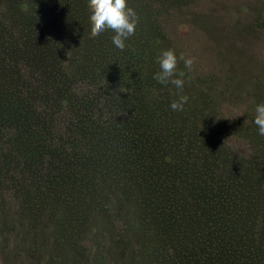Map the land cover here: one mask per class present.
<instances>
[{"label": "trees", "instance_id": "trees-1", "mask_svg": "<svg viewBox=\"0 0 264 264\" xmlns=\"http://www.w3.org/2000/svg\"><path fill=\"white\" fill-rule=\"evenodd\" d=\"M144 1L157 11L153 20L177 55L174 75L183 71L184 83L196 89V97L185 93L188 99L179 111L169 108L176 97L144 73L151 63L143 57L159 54L154 43L161 33L139 12L125 48L112 44L110 29L95 40L87 38L95 57L68 78L57 73L48 55L56 44L46 36L57 34L51 2L37 14L41 22L30 28L4 22L10 26L3 24L0 34L3 189L17 188L12 170L24 166L20 177L29 174L33 180L24 188L25 199L44 205L42 196L51 191L53 209L60 212L51 217L56 251L64 250L66 235L80 234L79 222L89 213L95 211L92 217L111 227L123 213L129 216L126 228L134 229L136 211L140 237L150 238V254L139 264H264L254 224L255 215L264 217V136L252 123L255 105L264 102L259 87L264 86V60L214 59L217 72L198 57L209 49L196 29L197 7L213 4L210 14L224 3L232 7L228 0H192L197 6L189 19L159 13L171 0ZM173 5L179 7L176 1ZM188 20L193 30L184 39L176 27H186ZM224 52L219 45V54ZM182 57L192 58L190 68ZM132 81L137 85L127 90ZM54 254L55 260L63 257ZM81 259L74 252L66 264Z\"/></svg>", "mask_w": 264, "mask_h": 264}, {"label": "rangeland", "instance_id": "rangeland-1", "mask_svg": "<svg viewBox=\"0 0 264 264\" xmlns=\"http://www.w3.org/2000/svg\"><path fill=\"white\" fill-rule=\"evenodd\" d=\"M65 1L66 3H64ZM173 1H176L179 7L174 6ZM228 1L232 7L224 3L223 8L216 7L210 14L208 13L213 6L212 3V5L208 4L209 10L208 5L205 8L206 3L201 9L199 6L196 9L198 19L196 29L199 32V38L202 39L203 43H207L206 47L209 49L207 52H200L198 57L207 61L209 63L207 64L208 68L214 69L213 71H217L213 66L215 60L222 62L223 59L238 58L240 63L244 58L256 59V61L264 60V52H262L264 46V0ZM49 2H51V8L57 12L54 25L57 34L53 38H51V34L46 36L48 43H51L52 39L56 44L54 48L49 47L48 55L52 57L51 63L55 64L57 73L68 78L75 67L81 68L83 63L86 66L95 57V51L86 46L87 38L90 37L95 40L98 35L91 30L89 3L87 1L0 0V34L2 35L4 22L10 23L14 28L21 27V29L30 28L34 23H40L37 14H42L40 12L42 6L48 8ZM127 3L128 6L142 15L150 28L161 33L160 41L157 42L158 40H156L154 43L155 46L158 45L159 47V54L162 50L169 49L167 47L168 38L153 20L152 12L157 11L144 0H127ZM196 6L197 4L193 3L192 0H171L169 5L164 4L158 8V11L165 14H181L182 18L189 19V12L192 15ZM182 26L184 28H181ZM226 26H233L228 34L222 32ZM176 29L180 34L185 35L184 39L190 38V32L193 30L189 20L186 27L179 23ZM68 31H71L72 34H69ZM147 39H145V45L149 43ZM192 40L196 44L199 43L198 40ZM53 41L52 43H54ZM188 43L191 49L192 46L190 42ZM219 45L225 48L224 54H219ZM159 54L148 52L143 57V61L150 60L151 63L149 67H144V73L151 75L150 79L154 81L153 73L160 71L157 62ZM101 57L105 58V54L98 58ZM152 59L155 60V63ZM152 61L157 68L152 67ZM134 65L135 63H132V66ZM176 65L178 64L176 63ZM54 79L58 80L59 77L54 75ZM136 85L135 81H132L125 88L130 90ZM160 87L168 90L175 97L177 95L185 96L186 92L189 93V96L196 97V89L189 83H184L181 89H176L170 83H161ZM259 87L264 89V86ZM191 115L195 120H198L196 114ZM22 170H24V166L18 170H12V179L16 181L12 185L17 187L16 189L8 188L4 191L3 187L6 186V183L3 179L0 180V264H66L70 254H74V252L82 256L83 259H81L80 264H126L127 262L139 264L138 261L143 260L146 255L149 256L150 243L148 242L150 238L140 237L141 223L138 221L136 211H133L135 213L134 229L126 228V221L129 216H124L123 213L121 216H117L114 227H111L107 223L103 224L96 221L92 217L95 211L91 212L89 218H83L79 222L80 234L78 233L76 237L72 233L66 235L62 239L65 246L64 250L57 249L56 251L53 244L54 240L58 238V234L52 239L54 233L51 230V217L56 212L60 213L59 207L56 210L53 209L51 191L49 190L42 196L41 203L44 205L38 204L37 201L33 203L31 197L25 199L24 188L33 186V180L29 174H27L29 178L23 180L20 177ZM19 187L23 189L20 196L16 192ZM121 207H123L124 212L125 206ZM33 217H35L34 220ZM254 224L259 233L258 244L261 248L255 246L264 253V217L255 215ZM135 243L141 245V250ZM54 251L63 255L59 261L54 259ZM261 257L264 260V254Z\"/></svg>", "mask_w": 264, "mask_h": 264}, {"label": "clouds", "instance_id": "clouds-1", "mask_svg": "<svg viewBox=\"0 0 264 264\" xmlns=\"http://www.w3.org/2000/svg\"><path fill=\"white\" fill-rule=\"evenodd\" d=\"M89 16L91 20V30L95 34L112 30V44L116 48L126 47L127 39L133 35L137 25V14L135 10L128 6L127 0H89ZM183 59L184 67L190 68L192 58ZM160 71L153 73V79L159 83H170L176 89L183 87V71L174 75L177 63V55L172 49H164L157 57ZM187 96L177 95L169 102V108L179 111L187 101ZM252 123L256 126L257 134L264 136V102L257 103L254 107Z\"/></svg>", "mask_w": 264, "mask_h": 264}]
</instances>
